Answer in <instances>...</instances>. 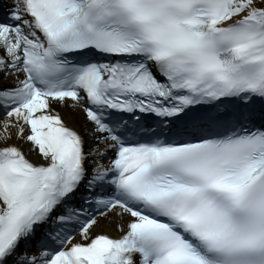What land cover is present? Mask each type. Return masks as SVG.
<instances>
[{
	"label": "snow or ice",
	"instance_id": "obj_1",
	"mask_svg": "<svg viewBox=\"0 0 264 264\" xmlns=\"http://www.w3.org/2000/svg\"><path fill=\"white\" fill-rule=\"evenodd\" d=\"M0 264H264V0H0Z\"/></svg>",
	"mask_w": 264,
	"mask_h": 264
},
{
	"label": "bare ground",
	"instance_id": "obj_2",
	"mask_svg": "<svg viewBox=\"0 0 264 264\" xmlns=\"http://www.w3.org/2000/svg\"><path fill=\"white\" fill-rule=\"evenodd\" d=\"M61 112L65 120L77 128L83 127L87 123L81 110L73 113L70 109L65 108L61 109ZM33 156L35 157V155Z\"/></svg>",
	"mask_w": 264,
	"mask_h": 264
}]
</instances>
